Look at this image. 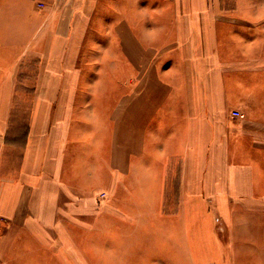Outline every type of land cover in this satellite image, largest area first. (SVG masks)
<instances>
[{"label":"crops","instance_id":"0c3cea01","mask_svg":"<svg viewBox=\"0 0 264 264\" xmlns=\"http://www.w3.org/2000/svg\"><path fill=\"white\" fill-rule=\"evenodd\" d=\"M135 1L0 0V239L51 230L74 254L46 245L51 257L80 263L88 212L95 249L100 224L106 244H143L155 264H264V6H173L192 31L187 60L164 74L127 14L170 8ZM18 92L33 94L29 133L7 178Z\"/></svg>","mask_w":264,"mask_h":264},{"label":"rangeland","instance_id":"374dc122","mask_svg":"<svg viewBox=\"0 0 264 264\" xmlns=\"http://www.w3.org/2000/svg\"><path fill=\"white\" fill-rule=\"evenodd\" d=\"M135 2H136L135 0H130V5H132ZM144 3L160 4L162 9L170 8L169 9L170 12H161V13L153 14L146 12L143 9L144 11L141 10L140 12L127 14L131 22V27H133V32H136L139 35L142 32L141 28L143 27V30H145L146 38L148 40V43L145 44L146 47H150L152 52L161 55L162 61L158 63L162 64L160 66H163L162 71L164 72V74L168 72L167 69H169L171 65L176 63L177 57H178L177 61L185 62V60H187L188 53L186 51V55H184V49H187L186 42L189 41L191 37L190 33L192 31L191 28L185 29L183 27L185 21L184 16L186 14L181 12H174L173 6L175 5L183 6L185 4H192V3L218 5V6L220 5L226 7H234L237 5L264 6V0H146L144 1ZM131 8L135 10L137 8V5H132ZM115 14H119V13L115 12ZM125 15L126 14H124V16ZM216 15H221V14H216ZM157 23L161 26L160 29L153 30L155 25L158 26ZM188 32H189V36H188ZM95 46L96 48L94 52L98 53L100 47L99 45L96 44ZM117 61H119V65H121L122 61L121 60H117ZM100 62H102V60H100ZM178 64H180V62H178ZM173 74L175 75V73ZM18 80H19L18 84L25 83L24 81L25 77L23 75L20 76ZM9 95L10 94H6L5 96L7 100L6 101L7 106L9 101ZM32 96L33 94L26 92H18L13 94V96L11 95V102H13V107L11 109L13 108L14 109L11 112V114H8L7 121L9 122V124L7 126V129L5 130L6 140L3 142L4 143L3 161H5V166H6L5 172L9 171L10 169L11 173L13 174V170L18 169L19 163L23 159V147L25 146L27 135L29 133L26 132L27 131L26 128L28 127V123H29L28 118L30 114L27 108V103L32 99ZM6 113L2 115L3 124H5V120L7 116ZM15 120H19L18 140H14V136H16V133L14 131V127L16 125H13L15 124L14 123ZM9 137H11V139ZM13 144H15L16 147H11V145ZM3 169H4V163H3ZM82 169L84 168H81V170ZM5 172H3V176L7 177L9 172L6 173ZM13 175H15V173ZM104 198L105 195L104 192L102 191L99 195V199L104 200ZM100 205L101 204L99 203V207H101ZM100 209H102L104 212L103 208ZM87 215H89L88 212L82 213L80 220L81 223L79 224L80 227H78L74 231V236H73L74 239H77L76 242L81 244L82 247V249L80 248V251L76 252L77 257L78 259L81 260V262L79 263V261H76V259H75L76 263L66 260V264H155L157 263L153 258L154 256L151 255V252L149 253L147 251H144L146 249V246L144 247L143 244L141 247H139V244L129 245V239L127 240L126 238H121L117 236H115L113 240H110V242L106 244L105 237L102 238L100 236L101 234H105V227L100 226V224H98V242L96 249L95 247L94 248L91 247V245L88 246L90 244L91 237H90V220ZM2 221L3 220L0 219L1 229L8 225L7 223L9 222V219L7 218V220L1 223ZM46 233H47L46 235L44 233L42 238H39L40 240L30 236H23L21 238H18L17 242H15V239L11 238L10 236H6L4 239H0L2 241V246L0 247V264H63L53 259L50 253L45 250L46 245L50 246L51 249L60 245L58 243L59 241L58 236L56 235L55 232L51 230H46ZM130 239L132 241L137 240L135 238H130ZM15 243L16 244L20 243V245L23 244L24 246L29 244L34 249L29 252H26L28 253L27 255H25V252H21V251L10 252L9 249L13 247ZM111 243H113V246H111ZM59 248L61 249L64 247L60 245ZM127 249H136L138 251H123ZM67 250L64 248L62 254L65 257L73 258L74 254L70 255ZM159 260H160L159 262L164 263L163 259H161L160 257Z\"/></svg>","mask_w":264,"mask_h":264},{"label":"built area","instance_id":"2783aa9c","mask_svg":"<svg viewBox=\"0 0 264 264\" xmlns=\"http://www.w3.org/2000/svg\"><path fill=\"white\" fill-rule=\"evenodd\" d=\"M39 5L42 6V4H39ZM231 115L232 117H244V114L240 112L239 110H232ZM205 264H217V263L214 261H210Z\"/></svg>","mask_w":264,"mask_h":264}]
</instances>
